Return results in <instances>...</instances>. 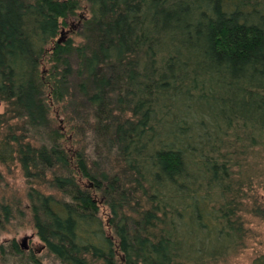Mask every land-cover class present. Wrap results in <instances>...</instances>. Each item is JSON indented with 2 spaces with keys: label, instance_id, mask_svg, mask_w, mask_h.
<instances>
[{
  "label": "trees",
  "instance_id": "16d2710c",
  "mask_svg": "<svg viewBox=\"0 0 264 264\" xmlns=\"http://www.w3.org/2000/svg\"><path fill=\"white\" fill-rule=\"evenodd\" d=\"M0 104V235L59 264L227 263L264 220V0H0Z\"/></svg>",
  "mask_w": 264,
  "mask_h": 264
},
{
  "label": "rangeland",
  "instance_id": "374dc122",
  "mask_svg": "<svg viewBox=\"0 0 264 264\" xmlns=\"http://www.w3.org/2000/svg\"><path fill=\"white\" fill-rule=\"evenodd\" d=\"M80 15L87 17V12H81ZM77 22V19L70 21L74 25ZM4 110L5 106L0 104V114ZM0 174V197L9 202L20 201L22 207H28L27 185L21 166L16 162L11 165H4L0 162ZM254 182V185H256L254 191L249 190L248 192L255 195L258 203L264 207V176L254 179ZM107 214L106 210L103 209L102 215L105 221L108 220ZM246 219L248 223L246 227L250 231L247 245L238 254L231 256L227 263L221 262L219 264H252L259 255L264 254V220L251 215H247ZM25 238H28L26 244L24 242ZM10 240H16L22 249L26 245L29 248L26 250L42 256L43 264H59L58 261L47 255L45 244L40 240L36 229L31 223L25 222V227L11 228L9 232L0 235V243Z\"/></svg>",
  "mask_w": 264,
  "mask_h": 264
},
{
  "label": "water",
  "instance_id": "95a60500",
  "mask_svg": "<svg viewBox=\"0 0 264 264\" xmlns=\"http://www.w3.org/2000/svg\"><path fill=\"white\" fill-rule=\"evenodd\" d=\"M61 41H62V39H60V41H59V42H61ZM27 239H28V238H25V239H24V242H26V241H27ZM23 249H25V250H26L27 248H26V247H24Z\"/></svg>",
  "mask_w": 264,
  "mask_h": 264
},
{
  "label": "flooded vegetation",
  "instance_id": "af4514ba",
  "mask_svg": "<svg viewBox=\"0 0 264 264\" xmlns=\"http://www.w3.org/2000/svg\"><path fill=\"white\" fill-rule=\"evenodd\" d=\"M25 244H26V242H25ZM24 247H26L27 249H29L26 245H24ZM25 250V249H24ZM27 251V250H26Z\"/></svg>",
  "mask_w": 264,
  "mask_h": 264
}]
</instances>
